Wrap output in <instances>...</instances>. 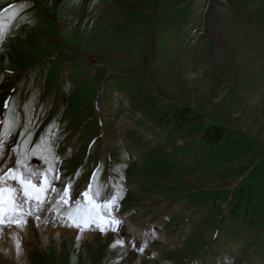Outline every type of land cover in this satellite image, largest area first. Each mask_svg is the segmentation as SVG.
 Listing matches in <instances>:
<instances>
[{
    "label": "rangeland",
    "instance_id": "obj_1",
    "mask_svg": "<svg viewBox=\"0 0 264 264\" xmlns=\"http://www.w3.org/2000/svg\"><path fill=\"white\" fill-rule=\"evenodd\" d=\"M3 111L5 168L28 150L120 221L32 240L22 264H264V182L230 203L264 166V0H0Z\"/></svg>",
    "mask_w": 264,
    "mask_h": 264
},
{
    "label": "snow or ice",
    "instance_id": "obj_2",
    "mask_svg": "<svg viewBox=\"0 0 264 264\" xmlns=\"http://www.w3.org/2000/svg\"><path fill=\"white\" fill-rule=\"evenodd\" d=\"M7 107V105H6ZM3 145L0 144V149ZM40 145H37L39 148ZM11 152L16 153L17 158L14 166H4L2 159L3 152L0 151V221L6 219L14 222L17 228L21 226L25 217L35 216L39 221L41 214L57 213L60 214L61 221L65 227H74L79 231L84 230L86 225H95L101 232L105 231L103 225L113 227L120 223L119 220H106L115 210L114 201L117 199L113 194L104 198L103 205L89 198V192H83V197L87 199L84 203L76 199L69 203L70 185L65 186L63 191L52 187V180L49 179L46 171H42L38 165L39 160H34L30 165L28 161V150L20 152L19 148L13 147ZM33 155L35 149L32 150ZM40 159L46 164L49 163V155L42 153ZM96 179L95 172L92 177ZM35 181V182H34ZM95 196H100L96 192ZM67 222H64V218ZM115 230V229H113Z\"/></svg>",
    "mask_w": 264,
    "mask_h": 264
},
{
    "label": "bare ground",
    "instance_id": "obj_3",
    "mask_svg": "<svg viewBox=\"0 0 264 264\" xmlns=\"http://www.w3.org/2000/svg\"><path fill=\"white\" fill-rule=\"evenodd\" d=\"M220 21L222 22V20ZM235 34L240 35V33H235ZM89 198H93L95 202L98 204L103 205L104 203L103 199L98 200L90 193H89ZM79 199L84 203L87 202V199L83 197V195H81ZM72 202L73 200L71 199V193H70L69 203L71 204ZM105 219L109 221L115 219L114 217H112V211H111V215L107 216ZM64 222H67L66 217L64 218ZM12 223L14 222H9L6 219L0 221V256L15 258L18 264H20L21 262L25 263L26 257L28 256L27 252L29 251V247L27 246H29L30 243L32 244V240L39 239L44 246L52 238H60L66 236L67 237L72 236L74 239L82 238L83 240L91 241L94 239V237H96L95 233L92 232L98 230V228L95 225H86L84 226L83 231H79L74 227H65L63 226V223L61 221L60 214L57 213L41 214V218L39 219V221L36 220L35 216L25 217L24 221L21 223V226L19 228H17V226L7 227V225ZM151 225L152 222H148V221L135 224L136 226L135 229L137 228L135 231H138V239L135 242L136 247L137 246L146 247V245H142V244L143 243L147 244L149 242V236L156 234L155 229H151L154 228L151 227ZM103 226L105 227V231L111 230L112 228V227H108L107 224ZM119 232H121V235L126 236L125 233L127 232L124 231L122 232V230Z\"/></svg>",
    "mask_w": 264,
    "mask_h": 264
},
{
    "label": "trees",
    "instance_id": "obj_4",
    "mask_svg": "<svg viewBox=\"0 0 264 264\" xmlns=\"http://www.w3.org/2000/svg\"><path fill=\"white\" fill-rule=\"evenodd\" d=\"M145 101L148 103L147 100H145ZM168 112L174 113L173 117L170 119L174 124L177 123V119L179 121L178 123H181L184 115H182L180 113V111L177 112V111L173 110L172 108H169ZM218 134L219 133L217 132V134H216L215 131L214 132L208 131L206 134H204L205 138L203 141H205V139H210V140H212L213 143H216L220 139V138H217V136H215ZM214 141H216V142H214ZM258 171H259L258 174L254 173L255 174L254 180L248 182L243 187L239 188L238 195H236L235 198H232V201L230 202L231 204L233 203L235 205L238 201H241V202L248 201V197L251 196L250 194L253 192V189H254L253 187H255V186H253L252 183H256L257 185H260V183L264 182V166H262L261 169L258 167ZM252 202L257 203V201H252ZM262 204L264 205V202Z\"/></svg>",
    "mask_w": 264,
    "mask_h": 264
}]
</instances>
